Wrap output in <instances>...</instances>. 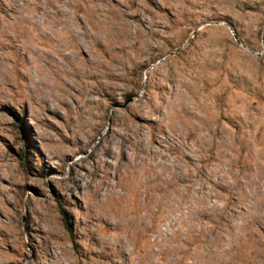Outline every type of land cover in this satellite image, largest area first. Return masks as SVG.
<instances>
[{
	"label": "rangeland",
	"instance_id": "1",
	"mask_svg": "<svg viewBox=\"0 0 264 264\" xmlns=\"http://www.w3.org/2000/svg\"><path fill=\"white\" fill-rule=\"evenodd\" d=\"M0 264H264V0H0Z\"/></svg>",
	"mask_w": 264,
	"mask_h": 264
}]
</instances>
